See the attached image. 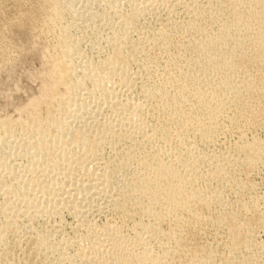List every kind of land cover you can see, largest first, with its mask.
Listing matches in <instances>:
<instances>
[{
    "label": "bare ground",
    "instance_id": "1",
    "mask_svg": "<svg viewBox=\"0 0 264 264\" xmlns=\"http://www.w3.org/2000/svg\"><path fill=\"white\" fill-rule=\"evenodd\" d=\"M0 264H264V0H0Z\"/></svg>",
    "mask_w": 264,
    "mask_h": 264
}]
</instances>
